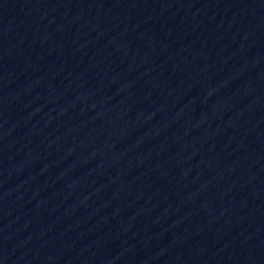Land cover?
Wrapping results in <instances>:
<instances>
[{
	"label": "water",
	"instance_id": "obj_1",
	"mask_svg": "<svg viewBox=\"0 0 264 264\" xmlns=\"http://www.w3.org/2000/svg\"><path fill=\"white\" fill-rule=\"evenodd\" d=\"M0 264H264V0H0Z\"/></svg>",
	"mask_w": 264,
	"mask_h": 264
}]
</instances>
